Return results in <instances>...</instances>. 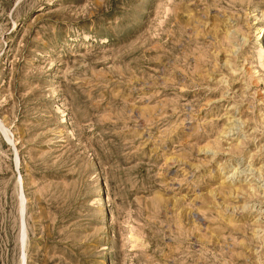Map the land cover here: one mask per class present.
Here are the masks:
<instances>
[{
  "label": "rangeland",
  "instance_id": "374dc122",
  "mask_svg": "<svg viewBox=\"0 0 264 264\" xmlns=\"http://www.w3.org/2000/svg\"><path fill=\"white\" fill-rule=\"evenodd\" d=\"M0 264H264V0H0Z\"/></svg>",
  "mask_w": 264,
  "mask_h": 264
}]
</instances>
